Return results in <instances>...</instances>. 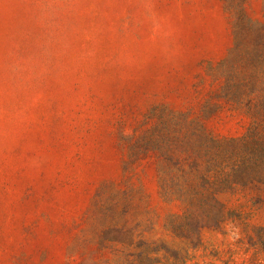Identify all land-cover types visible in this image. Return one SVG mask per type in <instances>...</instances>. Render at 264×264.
<instances>
[{
	"label": "rangeland",
	"instance_id": "1",
	"mask_svg": "<svg viewBox=\"0 0 264 264\" xmlns=\"http://www.w3.org/2000/svg\"><path fill=\"white\" fill-rule=\"evenodd\" d=\"M0 264H264V0H0Z\"/></svg>",
	"mask_w": 264,
	"mask_h": 264
}]
</instances>
